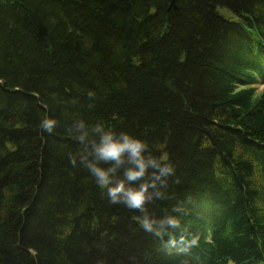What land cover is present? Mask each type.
Listing matches in <instances>:
<instances>
[{
    "label": "trees",
    "instance_id": "16d2710c",
    "mask_svg": "<svg viewBox=\"0 0 264 264\" xmlns=\"http://www.w3.org/2000/svg\"><path fill=\"white\" fill-rule=\"evenodd\" d=\"M75 118L168 154L195 246L72 164ZM0 264H264V0H0Z\"/></svg>",
    "mask_w": 264,
    "mask_h": 264
},
{
    "label": "clouds",
    "instance_id": "9594fccd",
    "mask_svg": "<svg viewBox=\"0 0 264 264\" xmlns=\"http://www.w3.org/2000/svg\"><path fill=\"white\" fill-rule=\"evenodd\" d=\"M95 94L88 92L89 97ZM93 105L90 103L89 107ZM57 120L44 116L39 128L53 133ZM67 133L82 145L71 162L85 168L94 184L106 193L113 204H123L138 213L137 219L144 231L165 239L166 243L187 251L198 243L195 234L182 229V214L187 205L171 191L170 177L179 184L176 166L168 154L153 151L142 136L127 130H117L103 120L90 122L75 118L67 127ZM174 201L171 207L164 203ZM158 202L159 205H158ZM158 205V210H157Z\"/></svg>",
    "mask_w": 264,
    "mask_h": 264
},
{
    "label": "rangeland",
    "instance_id": "374dc122",
    "mask_svg": "<svg viewBox=\"0 0 264 264\" xmlns=\"http://www.w3.org/2000/svg\"><path fill=\"white\" fill-rule=\"evenodd\" d=\"M217 12L223 16L225 19L227 20H231L233 22H237L238 21V17L233 14V12H231L230 10H228L227 8L224 7H218L217 8ZM259 89L261 90L262 87H259Z\"/></svg>",
    "mask_w": 264,
    "mask_h": 264
},
{
    "label": "water",
    "instance_id": "95a60500",
    "mask_svg": "<svg viewBox=\"0 0 264 264\" xmlns=\"http://www.w3.org/2000/svg\"><path fill=\"white\" fill-rule=\"evenodd\" d=\"M170 6L174 7L175 6V0H170Z\"/></svg>",
    "mask_w": 264,
    "mask_h": 264
}]
</instances>
